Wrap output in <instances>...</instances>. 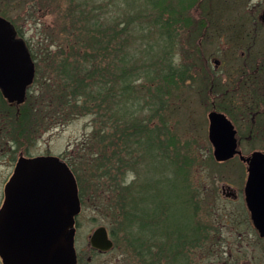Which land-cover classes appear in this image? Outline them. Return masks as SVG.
<instances>
[{
    "label": "rangeland",
    "instance_id": "rangeland-1",
    "mask_svg": "<svg viewBox=\"0 0 264 264\" xmlns=\"http://www.w3.org/2000/svg\"><path fill=\"white\" fill-rule=\"evenodd\" d=\"M178 2L176 0L175 3ZM196 2L192 8L190 4H183L185 8H190L187 11L189 22L173 57L174 64L186 70V78L178 85L169 83L163 87L165 82L160 81L161 77L154 81L144 76L139 82L143 86L138 87V94L127 100L125 116L130 118L134 114L149 124L153 132H159L157 126L164 132L163 123L169 128L166 136L160 135V138L168 140V159L182 170L177 171L175 180L158 186L161 210L167 207L170 212L166 214L163 227L174 230L183 222H189L198 233L197 236L194 234L196 238L191 241L202 242L200 244L203 246L193 249L186 261H182L183 264H264V240L252 224L243 197L246 166L238 157L225 163L217 162L208 136V114L216 109L226 114L235 125L244 155L254 151L264 152V120L260 121L264 119V111L259 116L255 111L257 95L253 91V84L256 85V82L251 75L254 70V53H257L258 48H264V31L258 37L253 36V21L258 20L257 14L253 12L257 0ZM66 6L63 3V9ZM61 13L52 0H0V16L9 20L17 36L23 38L36 52L45 47L44 39L48 42L50 38L58 41V32L68 22L63 10ZM154 43L157 46L158 40ZM159 49L162 48L157 46L152 51L161 56ZM50 76L48 68L42 64L34 88L40 100L51 104V119H61L52 125L58 126L51 128V137L45 135V138H40L34 149L37 153L49 149L52 155L65 160L75 171L80 190L86 193L77 236L78 249L84 250L92 231L99 226L111 230V218L114 217L111 213V190L98 183L99 180L107 183V176L91 174V166L86 167L85 164V159L90 157L88 151L83 150L86 144H92L95 140L101 144L102 141L97 135L93 137L96 118L92 114L75 113L69 117L67 109L61 110L63 107L56 106L57 102L52 103V94L55 92L53 86H50ZM146 80L151 82L148 84ZM42 105L40 114L44 111ZM254 112L258 116L255 121L252 117ZM21 115L17 120H27ZM108 115L111 116V113L106 112L104 119L99 118L97 126H107V131L111 133ZM39 120L42 121V117ZM100 148L102 146L96 148L95 152L103 159L105 155L100 153ZM142 151L139 147L132 150L129 159L136 161L134 166L137 170H128L125 175H128L129 182L138 176L148 177L149 187L156 188V181H151V178L161 180V175L170 176L171 169L163 173L164 165L159 167L156 162L152 163V159L145 153L144 157H140ZM157 155L155 161L161 160V153ZM154 165L155 171L152 169ZM190 188L194 206L186 202ZM102 191L105 192L104 197L99 196ZM233 193L237 197H233ZM153 203L149 204L151 209ZM140 236L143 237L136 232V227L119 232L118 247L106 255L93 256L90 264H145L148 256L140 261L133 260L134 254L127 249L125 241V238ZM156 242L159 243V239ZM151 244L153 242L148 245ZM89 255L88 250L83 251L85 261Z\"/></svg>",
    "mask_w": 264,
    "mask_h": 264
},
{
    "label": "trees",
    "instance_id": "trees-1",
    "mask_svg": "<svg viewBox=\"0 0 264 264\" xmlns=\"http://www.w3.org/2000/svg\"><path fill=\"white\" fill-rule=\"evenodd\" d=\"M52 1L60 14L63 10L68 22L58 32V41L54 38H50L49 42L43 40L45 47L41 51L36 52L27 43L37 62L35 84L43 64L51 74L50 86L55 92L52 103L57 102L56 106L63 107L61 110L67 109L69 117L75 113H90L96 118L93 137L99 136L102 143L95 140L86 144L83 150L88 151L90 157L85 159V164L86 167L91 166V174L107 176V183L101 180L98 183L111 190L117 224L111 225V229L116 240L119 239V232L136 227V232L143 237L125 238L127 249L134 254L133 260L140 261L148 256L145 264H183L193 249L203 246L202 242L191 241L198 233L189 222H183L174 230L163 227L166 214L170 212L167 207L161 210L158 186L175 180L177 171L182 170L168 159V140L160 138V135L166 136L169 128L163 123L164 132L159 126L156 127L159 132L150 131L152 127L149 124L134 114L126 118L125 112L127 100L138 94V87L143 86L139 82L144 76L154 81L161 77L160 81L165 82L163 87L169 83L178 85L186 78V70L177 67L173 57L181 42L179 39L187 31V11L195 6L197 0H179L178 4L176 0ZM63 3L67 4L64 9ZM186 3L190 4L189 9L183 6ZM155 40L162 48L159 49L161 56L153 52L157 47ZM149 80H146L148 84ZM255 94L257 101L262 99V94ZM106 112L111 113V116L108 115L111 133L107 131V126H97V121L104 119ZM60 119H51L52 125ZM100 146V153L105 155L103 159L95 152ZM136 147L144 150L140 157H144L145 153L152 163L156 162L159 167L163 164V173L170 168L173 179L164 174L161 180H155L151 175L149 179L156 181V188L149 187L148 177L138 176L129 182L125 174L135 169L136 161H131L129 157ZM157 153H161L162 159L155 161ZM190 192L191 188L186 202L194 206ZM150 202H154L152 209ZM189 216L184 218L190 219ZM145 235L150 238L146 239ZM158 239L159 243L156 242Z\"/></svg>",
    "mask_w": 264,
    "mask_h": 264
},
{
    "label": "water",
    "instance_id": "water-1",
    "mask_svg": "<svg viewBox=\"0 0 264 264\" xmlns=\"http://www.w3.org/2000/svg\"><path fill=\"white\" fill-rule=\"evenodd\" d=\"M36 74L35 62L25 42L18 39L11 22L0 16V88L10 102L21 104L25 101L27 88L33 83ZM209 140L213 145L214 157L225 162L236 155L248 166L245 197L254 226L264 237V152L254 151L245 156L239 149L237 130L232 121L221 112L212 110L208 114ZM18 189L31 198L37 191L44 194L50 190L51 207L50 256L66 258L65 264H75V217L80 212V202L76 179L67 166L56 156L22 159L10 182L7 198L9 213L0 215V223L5 225V238L12 237L10 228L14 214L11 213V200ZM33 221V220H30ZM64 226L61 228L60 226ZM52 226V227H51ZM91 244L101 250H109L113 243L108 239L105 228L97 229L91 236ZM60 249V250H59ZM62 249V252H61ZM59 251V252H58ZM5 264H12L5 254Z\"/></svg>",
    "mask_w": 264,
    "mask_h": 264
},
{
    "label": "flooded vegetation",
    "instance_id": "flooded-vegetation-1",
    "mask_svg": "<svg viewBox=\"0 0 264 264\" xmlns=\"http://www.w3.org/2000/svg\"><path fill=\"white\" fill-rule=\"evenodd\" d=\"M253 12L257 14L258 18V20L253 21V36L261 35L264 31V0H257V3L253 7ZM254 60V70L251 73L256 82V85L253 84L254 92H260L263 95L261 96L262 99L255 102V111L258 112L259 116V113L264 111V48H258L257 53H254ZM28 91H30V94L26 95L25 101L18 104L17 102L8 101L0 88V215L9 211L7 205H9L10 202L7 198V190L14 177L19 161L22 159H33L52 155L49 149L43 150V153H37L34 149L40 138H45V135L51 137V128L58 126H52L51 123V104L48 101L45 103V100H40L38 95L31 94L36 91L34 85H32V88L29 87ZM41 103L44 108L42 114H40ZM261 108H263V110H259ZM4 114H6V116ZM20 114L27 120H17ZM10 116L15 117V119ZM258 116L256 113L252 114L254 121ZM41 117L42 121L39 120ZM263 120L264 119H261L260 121ZM258 123L261 124V122ZM60 160L62 162L65 161L61 158ZM15 188L11 200V213L14 214L10 227L13 231L12 237L5 238V225L3 222L0 223V264H5V254L12 264H52L49 246L51 240L48 236L51 192L47 190L46 193L42 194V191H37L31 198L30 196H25V193L18 189L16 184ZM78 188L81 209L79 214L75 217L74 223L75 264H90L93 256L111 253L116 246L118 247V243L116 235L113 234V229L110 230L105 226H99L105 228L107 237L113 242L111 249L105 251L91 244V236L99 227H96L89 235L87 248L84 250L78 249L77 236L80 228V217L83 215L84 195L86 194L83 190H80L79 184ZM244 190L245 186L243 189V197L245 195ZM99 196L104 197L105 192H100ZM232 196L237 197L234 193ZM88 198H90V196ZM96 200L99 201V198H96ZM95 206L97 207L98 205ZM111 208V213L114 215L113 219L111 218V225H117L115 224L116 211L114 209V202H112ZM60 227L64 228L63 225ZM86 250L90 253L87 261H85L83 257V251ZM53 258L56 262L54 264L66 263L64 255H62L61 258Z\"/></svg>",
    "mask_w": 264,
    "mask_h": 264
}]
</instances>
